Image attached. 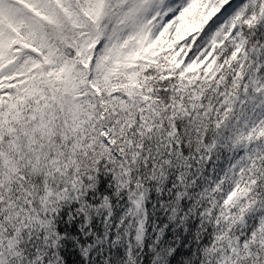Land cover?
<instances>
[{
  "label": "snow or ice",
  "instance_id": "6c2138e0",
  "mask_svg": "<svg viewBox=\"0 0 264 264\" xmlns=\"http://www.w3.org/2000/svg\"><path fill=\"white\" fill-rule=\"evenodd\" d=\"M0 264H264V0H0Z\"/></svg>",
  "mask_w": 264,
  "mask_h": 264
}]
</instances>
